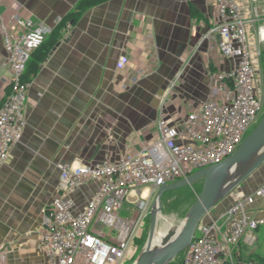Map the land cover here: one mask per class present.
<instances>
[{"label": "crops", "instance_id": "1", "mask_svg": "<svg viewBox=\"0 0 264 264\" xmlns=\"http://www.w3.org/2000/svg\"><path fill=\"white\" fill-rule=\"evenodd\" d=\"M80 1L0 0V13L4 20L44 22L54 31ZM215 14L216 5L208 0H107L68 23L31 80L27 127L0 167L5 264H47L40 235L46 211L60 194V166L116 162L135 154L156 140L161 110L174 125L209 98L211 75L234 64L216 43H200ZM5 57L0 31V62ZM11 83V72L0 67V106ZM263 185L264 166L219 202L204 223L222 225L237 195L252 196ZM96 190L97 184H90L76 191L78 210ZM247 208L264 218V199ZM258 241L247 234L237 258L245 254L243 243Z\"/></svg>", "mask_w": 264, "mask_h": 264}, {"label": "built area", "instance_id": "2", "mask_svg": "<svg viewBox=\"0 0 264 264\" xmlns=\"http://www.w3.org/2000/svg\"><path fill=\"white\" fill-rule=\"evenodd\" d=\"M208 1L215 3L216 14L200 43H216L221 55L233 60V67L212 74L209 98L174 125L168 124L161 110L158 136L141 151L116 162L60 166V194L46 211L40 235L47 264H127L156 202L153 194L166 184L222 163L259 124L264 112L260 0ZM0 19L6 52L0 67L12 74L11 91L0 106L1 167L27 127L30 83L23 77L28 62L53 29L31 18L4 20L0 13ZM126 62L124 58L122 63ZM184 71L171 82L168 94ZM90 184H97V190L78 210L74 194ZM236 198L222 225L203 222L201 234L185 251L184 264H236L242 239L264 227V218H255L247 208L257 198L264 199V185L252 196ZM126 211L129 216H123ZM6 259L7 252H0V264Z\"/></svg>", "mask_w": 264, "mask_h": 264}, {"label": "water", "instance_id": "3", "mask_svg": "<svg viewBox=\"0 0 264 264\" xmlns=\"http://www.w3.org/2000/svg\"><path fill=\"white\" fill-rule=\"evenodd\" d=\"M219 41L221 39L219 38ZM264 166V117L239 149L218 165L202 169L187 179L166 184L158 191L150 215V231L143 251L134 264H170L192 243L198 227L215 206ZM240 173V174H239ZM237 176V177H236ZM203 181L202 191L180 228L171 230L161 243L155 240L162 211V199L171 191Z\"/></svg>", "mask_w": 264, "mask_h": 264}, {"label": "rangeland", "instance_id": "4", "mask_svg": "<svg viewBox=\"0 0 264 264\" xmlns=\"http://www.w3.org/2000/svg\"><path fill=\"white\" fill-rule=\"evenodd\" d=\"M258 6H259V11H260L261 16H264V0H260V2L258 3ZM263 117H264V112L261 117V120L263 119ZM257 126L258 125L254 126L249 131V133L246 136V139L255 131ZM199 185L200 184L197 183L191 187H186V188L176 190L174 192L166 193V195L163 197L164 200L162 203L161 218L159 220L158 232L156 233V237H155L156 241L158 240L160 242H164L165 240L168 239V237H170V234L172 232L171 230H175L176 228H179L181 226L186 216L188 215V212L191 206L194 203V197H191L189 193L193 191L194 188L198 189L200 187ZM156 195L157 194L154 193L153 197H156ZM129 215H130V212H127V211L123 212V216H129ZM201 225L197 229V234H196L197 236L201 234ZM149 226L150 224L145 228L146 233L149 229ZM143 233H144V230L139 234V236H141ZM253 235L256 238H258L260 242L254 245H250L249 243H248L249 245L243 243L244 252L250 253L252 250L257 248L260 254H264V227H261L259 230L254 231ZM142 243L143 242L141 241H139V243H136V242L134 243L132 251L130 252V260L128 261L127 264H134L138 260L144 248L143 247L140 251V247ZM183 254H185V252Z\"/></svg>", "mask_w": 264, "mask_h": 264}, {"label": "trees", "instance_id": "5", "mask_svg": "<svg viewBox=\"0 0 264 264\" xmlns=\"http://www.w3.org/2000/svg\"><path fill=\"white\" fill-rule=\"evenodd\" d=\"M106 1L107 0H81L78 6L76 7V10L59 24V26L53 31V33L49 36L46 42L39 49L33 52L31 59L28 62L27 70L23 77L24 82L31 83L32 78L34 77V75H36V73L39 70L40 64L48 58L53 48L58 44L60 40V36L63 35L69 22L73 21L74 23H76L78 19L88 9L98 6ZM262 65H263V74H264V49L262 53ZM198 183L200 184L199 185L200 187L198 189L194 188V190L189 193L191 197H194V203L202 191L203 181H200ZM171 192H174V191H171ZM163 200L164 199H162V203H163ZM147 223L150 224V218L148 219ZM149 224H146V227ZM149 229H150V226H149ZM149 229L147 233L145 232V229H144V233L141 236H138L136 238V241H135L136 243H139V241L143 242L140 247V251L144 247L147 241ZM259 242L260 240L258 241V243ZM183 253L177 256V258L170 264H184V256H183L184 254ZM226 264H230V263L227 262ZM236 264H264V254H260L257 248L252 250L250 253L244 254L241 252L239 258H237L236 260Z\"/></svg>", "mask_w": 264, "mask_h": 264}, {"label": "bare ground", "instance_id": "6", "mask_svg": "<svg viewBox=\"0 0 264 264\" xmlns=\"http://www.w3.org/2000/svg\"><path fill=\"white\" fill-rule=\"evenodd\" d=\"M239 174H240V173H239ZM236 177H237V176H236ZM180 227H181V226H180ZM180 227H179V228H180ZM157 232H158V229H157ZM157 232H156V233H157ZM155 240H156V239H155ZM156 242H157V243H161V242H160V241H158V240H157Z\"/></svg>", "mask_w": 264, "mask_h": 264}]
</instances>
